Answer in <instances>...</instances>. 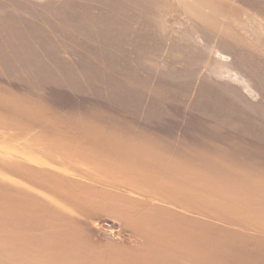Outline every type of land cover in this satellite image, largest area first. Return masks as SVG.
I'll use <instances>...</instances> for the list:
<instances>
[{
  "label": "rangeland",
  "instance_id": "rangeland-1",
  "mask_svg": "<svg viewBox=\"0 0 264 264\" xmlns=\"http://www.w3.org/2000/svg\"><path fill=\"white\" fill-rule=\"evenodd\" d=\"M142 124L186 126L176 243L128 262L45 245L44 172L11 156ZM0 264H264V0H0Z\"/></svg>",
  "mask_w": 264,
  "mask_h": 264
},
{
  "label": "crops",
  "instance_id": "crops-1",
  "mask_svg": "<svg viewBox=\"0 0 264 264\" xmlns=\"http://www.w3.org/2000/svg\"><path fill=\"white\" fill-rule=\"evenodd\" d=\"M185 129L186 126L144 124L111 127L102 131L108 133L104 138L82 140L70 150L51 142L55 144L52 158L47 154L44 159L11 156L17 165L29 164L44 172L45 177L30 176L29 181L36 182L35 193L47 214L46 227L37 233L45 245L60 241V245L70 246L64 254L83 256L88 261L111 256L117 262H128L137 259V255H149L154 245L175 244V238L168 234L175 229L176 220L193 216L185 209L181 214L167 186V181L181 176L177 163L188 139ZM46 144L49 145L48 140ZM187 157L190 161V155ZM189 165L188 172H183L188 181ZM29 186L31 191L33 182ZM166 219L172 224L166 225ZM100 220L121 224L129 238L102 242L103 238L94 236V224ZM56 222L58 225L54 226ZM157 230H161V235L159 232L155 237ZM54 232H68L73 237L56 240L59 237L50 235Z\"/></svg>",
  "mask_w": 264,
  "mask_h": 264
},
{
  "label": "built area",
  "instance_id": "built-area-1",
  "mask_svg": "<svg viewBox=\"0 0 264 264\" xmlns=\"http://www.w3.org/2000/svg\"><path fill=\"white\" fill-rule=\"evenodd\" d=\"M99 227L104 229L105 231H108L115 239L119 238V230L114 227L112 222H103L100 224Z\"/></svg>",
  "mask_w": 264,
  "mask_h": 264
}]
</instances>
